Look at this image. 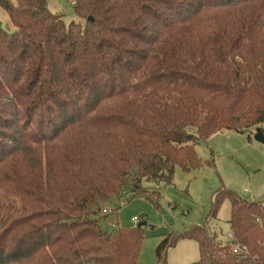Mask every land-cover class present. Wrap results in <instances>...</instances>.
I'll use <instances>...</instances> for the list:
<instances>
[{
	"label": "trees",
	"instance_id": "obj_1",
	"mask_svg": "<svg viewBox=\"0 0 264 264\" xmlns=\"http://www.w3.org/2000/svg\"><path fill=\"white\" fill-rule=\"evenodd\" d=\"M73 5L83 23L0 0V264H140L144 228L121 227L113 198L157 209L177 166L204 165L194 145L264 123V0ZM226 200L240 255L195 226L158 257L188 238L192 264H264V201L223 187L210 218Z\"/></svg>",
	"mask_w": 264,
	"mask_h": 264
},
{
	"label": "rangeland",
	"instance_id": "obj_2",
	"mask_svg": "<svg viewBox=\"0 0 264 264\" xmlns=\"http://www.w3.org/2000/svg\"><path fill=\"white\" fill-rule=\"evenodd\" d=\"M16 3V0H12ZM74 0H48L49 9L62 15L66 25L72 22L83 23L74 12ZM0 27L13 29L8 14L0 7ZM242 134L223 130L213 134L206 143L194 145L203 166L190 172L176 167L174 181L170 185L160 183V206L155 208L144 197L127 203L113 201L121 205L115 221L121 227L143 226V241L140 264H192L200 261L198 242L181 239L175 246L167 248L163 257H158L161 244L168 238L203 226L224 245H233L229 234L230 202L226 200L217 219L209 217L213 195L226 187L248 201H264V143L255 140L257 129ZM209 162V164L207 163ZM158 199V196H156ZM138 220L134 221L133 218Z\"/></svg>",
	"mask_w": 264,
	"mask_h": 264
},
{
	"label": "built area",
	"instance_id": "obj_3",
	"mask_svg": "<svg viewBox=\"0 0 264 264\" xmlns=\"http://www.w3.org/2000/svg\"><path fill=\"white\" fill-rule=\"evenodd\" d=\"M73 4H74V2H73ZM103 213H104V214H111V210H109V209H105V210H103ZM133 220H134V221H137L138 218L135 217V218H133ZM111 226L113 227V226H114V223H111ZM229 236H230V238L233 240V245H231V246H232V250H233V254H235V255H240V254L243 252V250H242V248H241V246H240V243H239V242L237 241V239L234 237V234H233V233L229 234Z\"/></svg>",
	"mask_w": 264,
	"mask_h": 264
},
{
	"label": "water",
	"instance_id": "obj_4",
	"mask_svg": "<svg viewBox=\"0 0 264 264\" xmlns=\"http://www.w3.org/2000/svg\"><path fill=\"white\" fill-rule=\"evenodd\" d=\"M255 140L261 143H264V134L262 132V129L258 128L255 134ZM146 225V222L140 223L138 227H143Z\"/></svg>",
	"mask_w": 264,
	"mask_h": 264
}]
</instances>
